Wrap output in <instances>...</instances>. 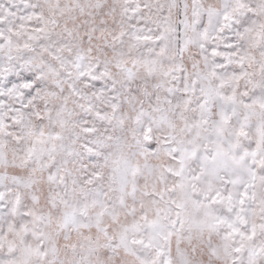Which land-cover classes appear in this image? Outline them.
<instances>
[{
	"label": "snow or ice",
	"instance_id": "snow-or-ice-1",
	"mask_svg": "<svg viewBox=\"0 0 264 264\" xmlns=\"http://www.w3.org/2000/svg\"><path fill=\"white\" fill-rule=\"evenodd\" d=\"M0 264H264V0H0Z\"/></svg>",
	"mask_w": 264,
	"mask_h": 264
}]
</instances>
